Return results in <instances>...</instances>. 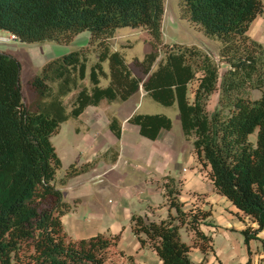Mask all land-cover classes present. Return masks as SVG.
Segmentation results:
<instances>
[{"label": "trees", "instance_id": "obj_1", "mask_svg": "<svg viewBox=\"0 0 264 264\" xmlns=\"http://www.w3.org/2000/svg\"><path fill=\"white\" fill-rule=\"evenodd\" d=\"M179 3L184 17L221 40L219 59L227 64L222 72L207 49L194 43L162 42L164 0H0V29L13 32L21 41H68L88 30L93 48L81 46L45 61L29 79L35 93L32 101H26L22 92L20 61L0 50V264H117L110 262L115 255L137 264L132 254L118 246L121 229L67 236L61 217L72 205L56 183L61 159L51 136L63 121L77 117L88 105L124 100L140 83L153 100L176 103L183 133L191 139L200 167L206 169L216 190L232 201L234 213L250 219L240 229L248 258L226 264H251L252 238L260 239L264 260V238L259 236L264 229V44L248 32L263 3ZM123 26H143L152 36V49L138 60L145 79L133 74L122 54L110 47L109 38ZM160 43L164 55L153 68ZM94 50L96 59L90 62ZM101 77H108L106 85L100 84ZM254 89L259 96H250ZM216 90L217 104L209 111V98ZM127 120L150 139L172 126L171 118L162 112H134ZM109 127L120 136L116 117ZM254 131L255 142L249 138ZM93 164L70 163L65 177ZM182 183L173 176H166L164 182L167 205L174 213L168 211L157 220L140 213L130 215L140 245L152 247L163 264H200L191 259V244L180 236L182 225L203 252L211 240L201 229L210 209L198 203L183 208L178 197Z\"/></svg>", "mask_w": 264, "mask_h": 264}, {"label": "crops", "instance_id": "obj_2", "mask_svg": "<svg viewBox=\"0 0 264 264\" xmlns=\"http://www.w3.org/2000/svg\"><path fill=\"white\" fill-rule=\"evenodd\" d=\"M260 19L258 24L262 29L264 28V18ZM253 23L254 20L249 27V34L257 40L261 39L259 32L255 34L251 31ZM200 46L209 49L207 44ZM210 53L215 56L213 51ZM107 83L108 81L102 84L100 79V84L106 85ZM139 88L142 91L141 97L135 100L131 97L134 91L124 100H102L97 105H88L77 117H73L86 123L85 127L88 132L85 136L87 145L83 144L86 152L84 159L90 161L95 155L99 158L97 164H93L90 169L67 177L62 183H65L64 185L67 187L71 180L84 173H88L90 177L104 176L99 188L104 193L110 192V196L116 200L113 203L105 204V208L93 204V207L98 208L96 212L90 213L85 220H75L83 232L78 227L72 231L80 236H86L98 231L114 232L123 227L120 237L123 234L126 235V241L119 239L118 246L120 248L126 253L134 254L138 264H163L152 247L140 246L136 237L130 235L129 218L133 212L144 215L146 219L156 220L166 217L168 211L174 213V208L169 209L167 205L164 182L166 176L180 177L184 182L178 197L183 203V208H188L197 200L199 205L208 206L207 208L210 209L206 222L201 224L202 231L212 237L213 251H209L205 255L209 264L244 262L248 258V252L240 229L246 222H250V219L248 217L239 218L234 213L235 206L232 201L220 194L211 180L202 174L203 169L196 160L192 145H190L191 140L185 134H175L171 132V128H162L158 136L150 140L149 143L142 139L138 125L127 120L134 112H142L137 108L148 94L141 83ZM188 95L192 97L193 92L189 90ZM99 106L101 107L98 108ZM112 117H116L121 123L120 136H116L109 127ZM98 122L107 123V128L95 127L94 125ZM76 128L79 126L77 125ZM60 188L63 189V186ZM64 196L67 198L65 194ZM66 200L70 202V200ZM76 205L77 202L72 207L73 210ZM99 211L101 213L102 211L108 212L110 217L117 221L113 223L112 220V225L110 224L106 228L95 224L94 218L101 216ZM65 214L62 215V220ZM70 221L71 219L68 220V222ZM251 224L256 225L252 221ZM179 232L181 238L191 244L189 250L191 259L196 263L205 264L203 251L197 244L191 243L192 237L189 229L182 225ZM259 236L264 238V229L260 231ZM249 247L251 257L256 253L262 256L260 239H250Z\"/></svg>", "mask_w": 264, "mask_h": 264}, {"label": "rangeland", "instance_id": "obj_3", "mask_svg": "<svg viewBox=\"0 0 264 264\" xmlns=\"http://www.w3.org/2000/svg\"><path fill=\"white\" fill-rule=\"evenodd\" d=\"M262 3L263 10L262 12L258 13L257 17L254 19L251 31L255 34L259 32V36L261 37V39L258 40L264 44V28L260 29V26L258 24V22H260L261 20L260 18H264V0H262ZM161 29L162 42L173 43L174 41H178L186 44L194 43L199 46L201 44H207V47H209V49H205L209 50L210 52L213 51L215 53V56L213 57L219 62L220 72H222L227 66V64L223 60L219 59L218 47L221 43V40L216 36H210L206 34L198 23L189 20L187 17H184L182 15L179 0H164V13ZM0 35H9V31L1 29ZM89 37V31L83 30L75 34L68 41L43 40L27 42L21 41L20 39H11L9 41L0 40V50H5L6 52L11 53L20 61V82L22 92L26 101H32L35 98V93L30 88L29 79L40 70L43 63L48 59L63 52L79 48L81 46L90 45L88 43ZM108 41L112 50H117L122 54L125 62L127 63L128 67L130 68L133 74L139 76L141 79L146 78L147 74L142 72L141 67L138 65V60L142 59L143 55L152 49V36L147 30V28L143 26L118 27L115 29L113 35L109 38ZM158 47L160 48V53L153 64V68L157 66L159 59L164 55V47L162 43H160ZM90 48H92V44L90 45ZM95 59L96 51L94 50L91 51L89 54V61L92 62ZM103 67L108 72L109 66L107 60L103 61ZM107 81L108 77H101L102 84H105ZM141 92L142 91L140 90V88L137 89L132 94V99L135 100L136 98L141 97ZM259 95L260 91L257 89L250 91L251 97H257ZM217 97L218 91L216 90L212 93L209 98V102L207 105L209 111H212L216 106ZM100 107L101 106H99L98 108ZM137 110L142 112H162L167 114L172 120L171 132L179 135H184L176 103L172 105H164L146 95L145 99L143 100V102L140 103ZM77 125L79 126V128H76ZM85 126V122H80V120L70 117L69 119L63 121L60 124L59 131L51 136V140L61 159V165L56 170V183L60 187L63 186L64 190H62L67 197L66 199L70 200V204L72 205V207L77 202L75 209L73 210L71 208L68 212H66L64 219L62 220L67 236L70 237L80 236L78 235V233L72 231V229H75L76 227H78V229H80L81 231L83 230L75 220H85L90 213L96 212L98 208L93 207V204H98L99 206L101 205L102 208H105V204L113 203L116 200V198L110 196V192L104 193L99 188V185L102 183L104 176L90 177L88 173H84L80 177L71 180L67 187L64 185L65 183H62L63 179L66 180L65 173L70 163L75 162L78 166H80L81 164H84L86 162L93 161L94 164H97L98 162L97 160L99 156L96 155L93 156V159L90 161L84 159V157H86V152L84 151L83 144L87 145L85 141V136L88 132L86 131ZM94 126H101L107 128L108 125L107 123L104 124L102 122H98ZM255 133L256 132L254 131L249 135L250 139L253 142H255L256 138ZM141 137L142 139L147 141V143H149L150 140H153L143 135ZM190 145L192 144L190 143ZM201 169H203L202 174L204 176H207L205 174L206 169ZM98 171H101V169H98ZM78 197L80 198L76 199ZM196 203H198L197 200H195L194 204ZM205 207L207 208L208 206ZM99 212L101 216L97 215L98 217L94 218L95 224L99 226L101 225L102 227L106 228L110 226L112 220L113 223L117 221V219H112L108 212ZM69 219H71L70 222H68ZM128 226L130 235H134L130 225V218ZM122 229L120 235L122 234ZM104 232L106 234L113 233L109 230H106ZM189 232L191 233L190 230ZM190 235L192 237L191 243L197 244L192 233ZM119 239H124L126 241V235L123 234L121 237L119 236ZM136 240H138L137 237ZM138 244L140 245L139 240ZM207 245V251L203 252V259L205 261V264H209L208 258H206L205 256L206 253L209 251H213L212 237L211 240L207 242ZM140 246L143 247L148 245L144 244ZM116 259L119 260L117 261ZM110 262H117V264H129L126 260H122L118 255L111 256ZM251 264H264V260H262L261 256L256 253L253 254L251 257Z\"/></svg>", "mask_w": 264, "mask_h": 264}, {"label": "built area", "instance_id": "obj_4", "mask_svg": "<svg viewBox=\"0 0 264 264\" xmlns=\"http://www.w3.org/2000/svg\"><path fill=\"white\" fill-rule=\"evenodd\" d=\"M11 39H18V37L13 33L9 31V35H0V40L2 41H9Z\"/></svg>", "mask_w": 264, "mask_h": 264}]
</instances>
